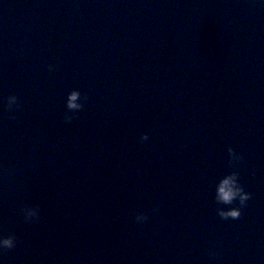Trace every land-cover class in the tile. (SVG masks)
Masks as SVG:
<instances>
[{"label": "water", "instance_id": "water-1", "mask_svg": "<svg viewBox=\"0 0 264 264\" xmlns=\"http://www.w3.org/2000/svg\"><path fill=\"white\" fill-rule=\"evenodd\" d=\"M0 232L4 264H264V3L0 0Z\"/></svg>", "mask_w": 264, "mask_h": 264}, {"label": "clouds", "instance_id": "clouds-1", "mask_svg": "<svg viewBox=\"0 0 264 264\" xmlns=\"http://www.w3.org/2000/svg\"><path fill=\"white\" fill-rule=\"evenodd\" d=\"M261 3H264V0H260ZM52 65L49 64V70L52 69ZM81 93L79 89L73 88L68 93L67 107L69 109H80L82 104L78 102V98ZM17 97L15 94L9 95L6 97V108H11L16 103ZM65 120H70V117L66 114L64 117ZM148 139V134L141 133L139 140L143 142ZM230 159H240L239 154L234 153L231 146L227 149ZM217 196L216 199L224 203L231 204L233 200H238L239 205L233 206L227 209L218 208L217 212L219 216L223 219L227 218H238L241 215V207L249 200L251 193L244 190L241 184L238 182L237 173L231 172L224 176L219 184L217 185ZM155 210V208L153 209ZM21 212L26 221H34L38 218L39 209L38 205H23L21 207ZM135 221L140 223L147 219V216L144 212L138 211L134 217ZM16 235L14 233H9L7 235L0 232V252H3L6 249H13L16 246ZM0 264H4L3 260L0 259Z\"/></svg>", "mask_w": 264, "mask_h": 264}]
</instances>
